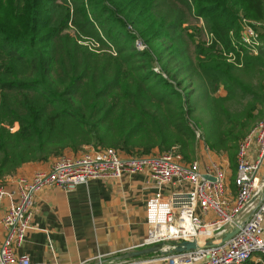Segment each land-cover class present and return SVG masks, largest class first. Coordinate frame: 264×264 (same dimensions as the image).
<instances>
[{"label": "trees", "instance_id": "obj_1", "mask_svg": "<svg viewBox=\"0 0 264 264\" xmlns=\"http://www.w3.org/2000/svg\"><path fill=\"white\" fill-rule=\"evenodd\" d=\"M244 19L264 21V0H0V179L92 143L184 154L200 98L203 139L236 170L240 142L264 119L262 84H248L264 78V34L250 54Z\"/></svg>", "mask_w": 264, "mask_h": 264}, {"label": "built area", "instance_id": "obj_2", "mask_svg": "<svg viewBox=\"0 0 264 264\" xmlns=\"http://www.w3.org/2000/svg\"><path fill=\"white\" fill-rule=\"evenodd\" d=\"M207 38L210 41L212 36L207 34ZM240 41L254 54L262 46L260 31L254 24L243 28ZM136 47L147 49L140 39ZM227 57L232 62V53ZM132 175L149 178L158 189L147 204L149 230L139 249L194 239L204 246L192 252L114 264L263 263L264 119L240 142L232 183L221 163L212 161L202 167L198 161L185 160L177 148L132 156L114 148L87 147L80 157L59 156L49 171L21 178L11 190L0 188V203L9 201L2 219L7 236L0 243V264H33L29 257L19 256L17 249L33 229L35 198L43 189L71 190L92 180L113 181ZM237 228L231 239L223 241ZM207 242L213 245L207 247Z\"/></svg>", "mask_w": 264, "mask_h": 264}, {"label": "crops", "instance_id": "obj_3", "mask_svg": "<svg viewBox=\"0 0 264 264\" xmlns=\"http://www.w3.org/2000/svg\"><path fill=\"white\" fill-rule=\"evenodd\" d=\"M82 152L67 155L80 157ZM56 159L29 163L0 179V188L13 189L21 178L49 171ZM158 189L143 175L120 180H92L71 190L45 188L36 195L33 229L19 256L33 264H114L135 252L148 235L147 204ZM9 205L0 203V243L7 230L2 225ZM153 258V255L142 258Z\"/></svg>", "mask_w": 264, "mask_h": 264}, {"label": "rangeland", "instance_id": "obj_4", "mask_svg": "<svg viewBox=\"0 0 264 264\" xmlns=\"http://www.w3.org/2000/svg\"><path fill=\"white\" fill-rule=\"evenodd\" d=\"M243 28H245L246 25L251 26L252 24H254L260 31V34H264V21L262 22H258V21H252V20H247L244 19L243 20ZM258 24V25H257ZM192 26V27H191ZM186 28H188V32L189 33H194L197 39L202 40V42H204L206 44V46H209L211 44V42L209 41V39L207 38V34H205L204 32H200V29L202 28V21H197V20H191L189 22V24L186 25ZM261 47V46H260ZM250 54L252 55H257L254 54L252 52H250ZM234 60V57L232 59V61ZM153 68L157 73H161V70L159 68V65L153 64ZM241 76V75H239ZM166 77V76H165ZM245 80H248L244 77ZM258 79V78H257ZM247 83V81H245ZM249 82V81H248ZM249 85H251L252 87L257 86V85H261L262 87V92H264V78L261 80H254L252 81V84L248 83ZM225 92L221 91L218 93L219 96H225ZM196 118L201 121V124L199 126H197L194 121H191V126L194 130V132L196 133V144L193 147H190L188 149H186L185 151V155L180 151L181 146L179 145H174L171 146L169 149L167 148H160L159 146H156L154 149L151 150L150 153L145 154V155H151V154H158V153H162L165 151H168L172 148H177L182 155L186 158L185 160L187 161H198L199 164H201L202 167L206 166L207 164H209L212 161H216L221 163L225 170L227 171L229 178H230V182H233L236 170L235 168L231 165V162L229 160V157L227 154H219L216 153L214 151H212L206 144L205 140L203 139L204 136V129L202 128V122L203 121H207L209 119V115H208V111L205 107V101L203 99H199V102L196 105ZM203 120V121H202ZM19 129V125H15L14 128L11 129V131L16 132ZM87 147H94V148H104V146H96V144L92 143L90 145H86L84 146L83 150L79 151V152H83ZM112 148V147H110ZM115 149V148H114ZM116 150L121 151L122 153L126 154L121 148H116ZM78 152H74L72 149H67L62 155H70V154H76ZM140 152H134L133 154H131L132 156H142V155H138ZM126 155H130V154H126ZM58 157L52 158V159H56ZM36 163H43V162H36ZM46 163V162H44ZM264 264V257L262 259ZM155 264H167L166 262H159V263H155Z\"/></svg>", "mask_w": 264, "mask_h": 264}, {"label": "water", "instance_id": "obj_5", "mask_svg": "<svg viewBox=\"0 0 264 264\" xmlns=\"http://www.w3.org/2000/svg\"><path fill=\"white\" fill-rule=\"evenodd\" d=\"M238 232V228L234 231L228 233L223 241H227L231 239L236 233ZM213 245L212 242H207L206 246ZM204 246L201 242H199L197 239H194L192 241H178V242H169V243H161L157 244L148 248H144L135 252H131L129 254H126L121 258L122 260H129V259H136V258H142L147 257L150 255L153 256H170L174 254L179 253H185V252H192L196 251L199 248Z\"/></svg>", "mask_w": 264, "mask_h": 264}]
</instances>
